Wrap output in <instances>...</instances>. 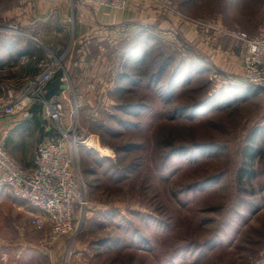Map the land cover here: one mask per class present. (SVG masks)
Masks as SVG:
<instances>
[{
	"label": "rangeland",
	"instance_id": "374dc122",
	"mask_svg": "<svg viewBox=\"0 0 264 264\" xmlns=\"http://www.w3.org/2000/svg\"><path fill=\"white\" fill-rule=\"evenodd\" d=\"M77 1L81 3L70 5L66 43L51 46L64 38L48 32L34 36L42 44L30 49L42 61L40 72L53 61L61 63L60 72L68 67L61 125L73 122L72 134L84 140L74 170L83 180L87 205L75 204L74 231L55 241L50 225L37 230L31 211L0 199V264H264V90L229 109L231 95L241 98V93L256 88L244 74L224 72L218 59L222 53L234 69L241 52L244 68L245 45L235 33L264 39V0H133L151 13L141 21L142 40L147 35L155 40L148 43L153 42L146 69L123 68L142 76L137 91L123 96L118 85L133 84L117 78L128 61L124 53L133 46L129 43L134 33L109 46L103 60L97 62L93 52L91 67L75 68L80 55L74 44ZM26 6L31 20L40 14L37 0H0V35L34 32L13 16ZM166 60L169 72L180 65H198L207 68V78H198L189 89L179 85L168 102L167 79L149 86L147 78L149 67L156 70ZM4 74L3 98L20 92L27 82L7 85ZM135 102L147 108L139 115L119 110ZM197 103L205 104V111L172 119L177 107ZM41 107L32 108L39 112ZM121 119L137 127H122ZM54 130L48 137L38 135V142L33 135H23L21 141L14 139L15 147L33 160L40 143L61 139L55 123ZM251 142L260 149L255 174L239 182L242 168L251 161L246 156ZM198 143L215 149L168 157L175 147Z\"/></svg>",
	"mask_w": 264,
	"mask_h": 264
},
{
	"label": "built area",
	"instance_id": "2783aa9c",
	"mask_svg": "<svg viewBox=\"0 0 264 264\" xmlns=\"http://www.w3.org/2000/svg\"><path fill=\"white\" fill-rule=\"evenodd\" d=\"M84 6L97 9L123 11L129 0H80ZM245 45L244 79L252 86L264 89V39L251 37L246 32L235 33ZM59 61L47 65L44 71L28 78L20 92L9 97L0 96V120L18 113L29 115L35 104H42L51 121L57 124L60 140L46 142L37 147L35 166L27 172L0 141V184L7 186L12 193L27 201L37 212L33 225L43 230L50 225L52 238L71 234L74 231L75 204L81 208L87 205L84 183L75 173L79 146L83 138L72 134L73 122L63 127L66 117L65 106L60 100L47 98L48 86L61 69ZM61 82L68 83L63 75ZM77 174V175H76Z\"/></svg>",
	"mask_w": 264,
	"mask_h": 264
},
{
	"label": "crops",
	"instance_id": "0c3cea01",
	"mask_svg": "<svg viewBox=\"0 0 264 264\" xmlns=\"http://www.w3.org/2000/svg\"><path fill=\"white\" fill-rule=\"evenodd\" d=\"M74 1L75 0H37V9L40 14H35L33 20H31V12H29L28 6L23 7L21 11L13 14L23 28H32L34 32L24 33V35L21 36L0 35V39H4L0 41V73L5 72L4 77H2L3 83L14 85L15 83L24 81L26 78L34 77L40 73V62L42 61L37 60L38 55L33 52L34 50L31 51L30 49V45L38 46L37 43L42 44L39 39L35 37L40 38L48 34V32H51L53 35H60L61 39L64 38L63 42L62 40L61 42H57L56 40L52 44L50 43L51 46H61L66 43L64 42L66 40L65 38L69 39V26L66 25L70 19L68 13L70 12V5H73ZM76 7V13L74 15L76 18L74 19L76 20L74 44L79 46L78 54L80 55L78 65L74 63L75 68L91 67L89 62L91 61L90 56L93 52L97 55V62L103 60V53H107L108 49L111 48L115 42L119 40L121 42L123 41L121 40L122 35L125 37L126 35H130L131 32L133 34L139 30L142 25L141 21H146L145 17H147V14L151 15V13H145L143 8L133 0L129 3L127 9L123 11L97 9L96 7L91 8L83 6L80 2L77 3ZM35 23L37 25H35ZM37 27H40V29L38 28L39 30L35 31ZM41 28L44 29L42 30ZM73 50L75 51V48ZM218 55L219 62H221V66H223L220 67L224 72L231 73V71H233L235 74L243 76V53L240 52L239 66L237 64L234 69L231 67L230 62L225 60L226 58H224L222 53ZM70 64L72 66V63L69 62L68 65L70 66ZM93 67L94 70L99 72L98 68L95 66ZM62 74L68 77L69 83L70 75L68 67H63ZM100 76L101 75L98 76L97 80L100 79ZM84 77H90V74L84 75ZM232 85L238 84L233 81ZM64 86L67 85H60L61 89H64ZM48 93L49 95L51 93V88L49 89V87ZM51 98L61 101L62 98H66V90L64 89L63 91L57 92ZM38 109L41 111L37 112V109L32 108L28 116L24 113H18L0 120V141L5 143L6 150L17 159L27 172L33 170L35 166V154L33 160L23 156L24 149L15 147L14 139L21 141L23 135L27 134L29 137L31 135L35 136L36 142H38V135L42 134L48 137L52 135L53 131L55 132L54 122L49 119L45 108L41 107ZM25 138H27V136ZM0 199L1 201H10L20 209L24 210L26 208L29 210L28 212L31 211L32 215L37 212L35 209L31 210V206L27 201L15 196L7 186L2 184H0Z\"/></svg>",
	"mask_w": 264,
	"mask_h": 264
},
{
	"label": "trees",
	"instance_id": "16d2710c",
	"mask_svg": "<svg viewBox=\"0 0 264 264\" xmlns=\"http://www.w3.org/2000/svg\"><path fill=\"white\" fill-rule=\"evenodd\" d=\"M141 33L142 32L140 30H137L136 32H134V34H133L134 37H132V40L130 41L131 44L129 43V45H133V46H130L128 48V50L125 51L126 53H124V57H127L128 61L125 64H122V66L124 65L122 67V69L123 68L124 69L126 68L125 70H134L135 69V71H136V70H138V68L139 69H146V67L149 66L150 60H149L148 54H150L149 53L150 48H151L155 38L148 37V35H147V38L145 40H142L143 36ZM143 34L146 35V33H143ZM152 40H153V42L151 44H148ZM143 41H144V44L142 43ZM147 46H148V48H147ZM167 62H168L167 60L162 62L160 64L159 68H156V70L150 69V67H149V69L147 68L148 70H150L149 71L150 75L147 76V78H148V85L149 86H155V85L158 86L159 84H161L163 82L164 79H167L166 83H165L166 88L164 89V91H165L164 97H165V100L168 102H169V100H172L173 95L175 94L176 89L179 85L187 86V89H189L190 87L192 88L196 84L195 81L198 78H207L208 70L206 68V70H207V72H206V70L201 68L203 66L199 67L197 65V67H193V66L190 67V65H188L186 69H181V65H180V66H177L173 71L169 72V70L171 68L168 66ZM130 67H133L134 69H129ZM123 70L121 72H119L117 81L119 80L121 82L125 81V83L126 82L131 83V84H133V88L119 84L118 85L119 96H123L122 93H125V94L128 92L129 93H131V92L135 93L137 91V88L140 86V84H142V78H141L142 76L141 75H138V74L133 75V73H130V72L128 73L125 70L124 71ZM62 77H63V74L60 71L55 75V77L53 78V80L51 81V83L48 86L49 89L51 88V93L49 95V93L47 91V98L53 99L51 97L54 94H56L57 92L61 91L60 85L62 83L61 82ZM255 88L256 89H254V90H246L244 93L240 92L241 98H239V96H238V98H235L231 95L230 99L232 102L228 103L230 106L228 105L229 107L228 106L227 107L229 109H232L233 107H235V105H238V104L240 105L239 102L241 100L248 102V100H249L248 97L250 96V93H252L253 96H256L257 94H260V91L264 90V89L259 88V87H255ZM210 103L211 102H208L207 104H210ZM202 104L197 103V104H192V105L186 106V107H184V106L177 107V109H175V112L172 114V119H175L174 117H176L177 115L184 116L186 114H194V113L196 114L198 111H201L202 109H203L202 111H205V109H206L204 106L205 104H203V105ZM146 106L147 105H145L142 102H135V103H131V104L127 103V104H124V106H122V108H119V110L124 108L127 114L139 115L137 113L145 110L147 108ZM175 113H177V114H175ZM120 125L122 127H128V128L137 127V125H136V123H134V121H131V120L125 121L123 119L120 120ZM252 142L255 143L256 141L252 140ZM253 143L249 146L248 153L246 154L247 160L249 159L251 161L246 162L247 164H245V167H247V168H242L244 170H242L240 172V175L238 177L239 182H242L244 178L252 180L253 176L255 174V170H253V169L255 167V160H256L257 156L259 155L260 149L258 146H256ZM204 147H210V146H205L204 144L202 145V144L198 143V144H194L193 146H190V147H175V148H173L172 152L170 153V156H168V157H172V156L177 155V154L180 155L181 153H185V152L194 153L197 150L204 149ZM210 149H215V148L210 147L209 151H210ZM213 183H215V182H213ZM191 185L189 186V189H195V187L191 186ZM260 206H261V210L263 211L264 206L262 205V203L260 204Z\"/></svg>",
	"mask_w": 264,
	"mask_h": 264
}]
</instances>
